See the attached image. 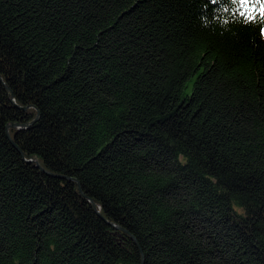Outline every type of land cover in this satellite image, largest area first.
I'll return each instance as SVG.
<instances>
[{"label":"trees","instance_id":"obj_1","mask_svg":"<svg viewBox=\"0 0 264 264\" xmlns=\"http://www.w3.org/2000/svg\"><path fill=\"white\" fill-rule=\"evenodd\" d=\"M263 33L264 0H0V264H264Z\"/></svg>","mask_w":264,"mask_h":264},{"label":"water","instance_id":"obj_2","mask_svg":"<svg viewBox=\"0 0 264 264\" xmlns=\"http://www.w3.org/2000/svg\"><path fill=\"white\" fill-rule=\"evenodd\" d=\"M36 117H37V115H36ZM36 117H34V119L36 118ZM33 119V120H34ZM14 127H16V128H19V127H22V126H19V125H17V126H14ZM6 135H7V137L9 138V136H8V134L6 133ZM10 139V138H9ZM30 160H27V162H29ZM35 164V166H38L39 167V165H38V163L37 162H35L34 163ZM96 212H98V210L96 209ZM116 228H117V226H116Z\"/></svg>","mask_w":264,"mask_h":264},{"label":"snow or ice","instance_id":"obj_3","mask_svg":"<svg viewBox=\"0 0 264 264\" xmlns=\"http://www.w3.org/2000/svg\"><path fill=\"white\" fill-rule=\"evenodd\" d=\"M240 2H241V3H246V2H247V0H240Z\"/></svg>","mask_w":264,"mask_h":264},{"label":"rangeland","instance_id":"obj_4","mask_svg":"<svg viewBox=\"0 0 264 264\" xmlns=\"http://www.w3.org/2000/svg\"><path fill=\"white\" fill-rule=\"evenodd\" d=\"M264 34V33H263ZM36 117V116H35ZM98 210V209H97ZM112 227L116 228V225H111Z\"/></svg>","mask_w":264,"mask_h":264}]
</instances>
